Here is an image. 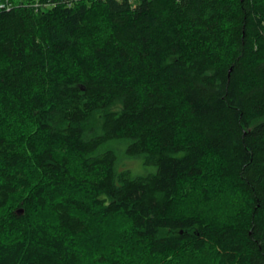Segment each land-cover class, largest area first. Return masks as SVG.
<instances>
[{"label":"trees","instance_id":"1","mask_svg":"<svg viewBox=\"0 0 264 264\" xmlns=\"http://www.w3.org/2000/svg\"><path fill=\"white\" fill-rule=\"evenodd\" d=\"M0 264H264V0H0Z\"/></svg>","mask_w":264,"mask_h":264},{"label":"rangeland","instance_id":"2","mask_svg":"<svg viewBox=\"0 0 264 264\" xmlns=\"http://www.w3.org/2000/svg\"><path fill=\"white\" fill-rule=\"evenodd\" d=\"M119 157L121 159V163L124 167H130V169L133 171V173H147L151 171L153 168L155 170V167L153 166H145L143 165L142 161L140 159H129L127 158L123 152H120ZM153 167V168H152ZM153 171V170H152Z\"/></svg>","mask_w":264,"mask_h":264},{"label":"built area","instance_id":"3","mask_svg":"<svg viewBox=\"0 0 264 264\" xmlns=\"http://www.w3.org/2000/svg\"><path fill=\"white\" fill-rule=\"evenodd\" d=\"M1 7H4V4H2Z\"/></svg>","mask_w":264,"mask_h":264}]
</instances>
